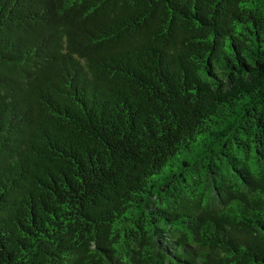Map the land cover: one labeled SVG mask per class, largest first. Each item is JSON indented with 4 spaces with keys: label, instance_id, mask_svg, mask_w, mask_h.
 <instances>
[{
    "label": "trees",
    "instance_id": "16d2710c",
    "mask_svg": "<svg viewBox=\"0 0 264 264\" xmlns=\"http://www.w3.org/2000/svg\"><path fill=\"white\" fill-rule=\"evenodd\" d=\"M0 264H264V0H0Z\"/></svg>",
    "mask_w": 264,
    "mask_h": 264
}]
</instances>
